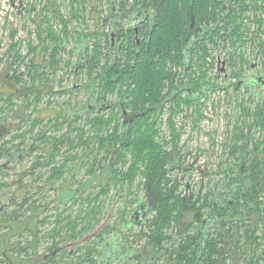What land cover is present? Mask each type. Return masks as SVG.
I'll return each instance as SVG.
<instances>
[{
    "label": "trees",
    "instance_id": "16d2710c",
    "mask_svg": "<svg viewBox=\"0 0 264 264\" xmlns=\"http://www.w3.org/2000/svg\"><path fill=\"white\" fill-rule=\"evenodd\" d=\"M76 1L79 4L82 3L80 0ZM217 1L219 0H137L136 4L142 6L141 8L153 5L157 9L156 25L152 30L149 45L140 52L129 46L128 49H116L115 53L104 55V48L99 44L97 33H75L79 40L81 36H85L84 40L93 41V46H87L85 49L87 52L84 53L89 76L85 85L87 92H91L89 96L97 95L96 98L101 101L104 97L107 100L109 95H115L117 99L113 101L118 100L119 103L111 102L113 104H109L110 108L102 113L92 112L86 118L82 114L86 110L84 107L86 104L74 110V118L70 121L67 116L56 115L57 117L50 118L47 124L55 130L65 127L66 131L63 135L50 139V131L39 130L34 138L35 141L29 148L24 147L25 132H35L36 125L38 122H43V119L37 117L32 120L27 119L30 127L25 132L16 133L12 137L18 139L15 144H12L14 147L9 146V142H4L3 147H0V160L2 157L4 160L0 163V174L3 178L6 179L7 175L14 170L13 163L15 161H24L25 158L32 156L37 151L35 161L31 162V168L20 174L37 175V178L44 179L42 185H32L33 181L29 183L18 179L17 188L22 197L21 202L16 205L18 209L4 211V219L6 218L8 223H12L13 229H17L14 220H18L20 224H28L27 218L40 217L46 208L44 203H40L39 199L34 198L36 186L40 185L41 188L46 189V192L52 189L58 190L54 185L55 181L63 177L68 162L79 158L91 178L101 179V174L109 172V178L100 185L97 191L93 190L81 199V202L88 203V206L92 203L104 202L102 197L105 199L107 189L113 185L116 186L126 181L134 183L137 177L144 179V190L141 197L133 202L139 203L143 193L145 196L148 193L151 194L154 210L148 215L155 212L157 216L148 225L149 231L144 229L143 232L153 243L152 248L155 254H158L159 257L161 256L159 251L166 254L167 264H228V259L230 258L232 261L234 258L232 255H226L225 246L220 243L225 242L224 235L229 233L230 224H232L231 231L240 236L238 247L242 246L239 248L240 253L237 255V259L235 258L234 264H243L245 255L251 259L257 257L259 262L262 261L261 255L258 254L260 242H258L257 222L251 223V219L264 217V155L260 156L261 150L257 149L262 143L259 142L252 152L254 154L252 161L244 163L240 175L239 171L238 174H236V170L230 171L232 162L225 163L224 176L219 180L216 190L212 188L203 194L187 192L185 191L186 187L182 188L183 183L171 176L174 167L177 166V163L179 164L176 148L179 146L181 134L178 133L174 124H171L174 136L171 138L173 148L170 149L169 139L166 137L167 134H164L160 123L161 116L159 115L164 111L169 101L172 102L173 99H176L179 108L183 103L188 107L195 105L192 97L183 95L187 87L204 94L203 87H207L209 83H206L207 73H205L204 64L201 61L205 62L209 57L216 58L215 52L222 50L228 53L230 51L232 75L237 78L239 76L235 70L238 68V63H241L242 66L245 63L247 51L245 45L253 40L250 28L244 31L241 26H238L229 31L226 27L227 30L224 33H221V29L210 30L202 34L198 41L197 39L192 40L194 32L190 25L193 16V20L197 23H201L205 19L206 21L216 19L219 14L213 13L208 6L203 9L202 5L216 4ZM253 1L258 5V0ZM72 4L74 6V1ZM73 10L76 11L74 18L79 20L80 15L76 6ZM32 20L35 22V19ZM14 32H12L13 39L15 38ZM46 32L41 49H44L43 46H45L44 50L50 49L48 39L56 43L50 53L53 59L49 63L54 66L57 64L55 63L57 60L59 65L61 60L58 59L60 58L58 56L61 51L62 38L60 33L57 35L50 29H47ZM69 34L67 31L63 33L66 36ZM71 34L74 36V33ZM262 34H264V30L257 36L262 38ZM43 35L40 33V36L43 37ZM224 42H227L230 47L227 49L220 47ZM19 44L17 40L10 46L12 64L18 61L26 62L25 57L19 51ZM29 46L32 51L37 50L35 43L31 41ZM262 50L264 53V46H262ZM72 52H75V48L72 49ZM195 56L201 62L200 80L192 76V72L183 77L180 69L177 71L174 69L186 67L189 62L191 63V60L194 61ZM103 60L106 62L102 66L103 71L94 76L93 73L95 74L99 70ZM35 62V59H31L28 63V75L32 76L33 82L17 87L16 92L13 93L27 100L26 106L39 102L43 95L52 92L48 89V85L51 84L50 73L43 72V65L41 63L36 65ZM208 67L209 65H207V70H209ZM214 67L216 68V65ZM7 76L16 79L19 83L24 81V72L19 69H14L13 75L10 76L8 73ZM182 80L187 83L185 84L187 87H183ZM66 90L68 89L56 92L62 94ZM0 98L10 102L12 95L4 97L0 93ZM0 110L4 109L0 107ZM170 111L173 114L176 112L174 105L172 108L170 107ZM247 114H254L253 123L248 126L249 128H264V106L259 105L253 111L249 107ZM21 115L25 116L24 110ZM8 116L9 113L0 117V125L6 123ZM131 118H133L132 122ZM79 120H83V124H77ZM66 125L68 126L66 127ZM21 127H18L17 130ZM8 131L4 134H1L0 131V136H8L11 132L10 126ZM242 135L239 137H244V134ZM235 144H233L231 154H234ZM80 149L83 151L81 154L78 152ZM58 155H63L60 164L56 163ZM241 165L240 162L237 166L238 170H241ZM49 167L51 168L49 169ZM232 168L235 169L234 166ZM31 179L33 180L35 177ZM16 181L14 180V182ZM7 184L5 181L4 186ZM29 186L30 188L26 189ZM78 188L80 191L85 190L84 186L77 187L73 195L74 201L78 198L76 192L81 193ZM123 190L120 192L121 196ZM42 192L44 193L40 197L48 194L45 191ZM59 196L62 197L61 194ZM69 200L73 201L71 197ZM15 203L16 200L13 199L9 204ZM128 210V207L120 209V216H124ZM35 212H37L36 215ZM87 212L89 216L92 212L93 216L97 215L95 209L89 208ZM191 213L193 217L188 221V216ZM48 217L51 215L44 216V218ZM213 219H219L220 223L222 220L220 225L222 230L218 232V236H210L207 225H204L205 221L211 222L210 220ZM229 220H235V222L230 223ZM171 221L174 223L172 235L167 233L166 228ZM178 223H182V225L177 226ZM250 224L254 225V229H250ZM2 226L4 224L0 225V227ZM25 232L27 233V227ZM244 243L247 247L244 246ZM3 246L6 245L3 244ZM149 251L151 252V249ZM158 255L154 256V262Z\"/></svg>",
    "mask_w": 264,
    "mask_h": 264
},
{
    "label": "flooded vegetation",
    "instance_id": "af4514ba",
    "mask_svg": "<svg viewBox=\"0 0 264 264\" xmlns=\"http://www.w3.org/2000/svg\"><path fill=\"white\" fill-rule=\"evenodd\" d=\"M36 1L38 2L39 0ZM73 1L80 15L79 20L74 18V12L76 11L73 10ZM80 1L82 2L81 4L76 0H45V4L38 6V8L35 3L21 1L19 8L21 7V10L25 8L26 12L30 14V20L35 19V28L33 31L36 33L35 37L37 39V43H35V47L37 48L35 52L36 57L38 55L40 56L39 50H41L42 47V45L40 46L41 40H45V37L40 36V33L46 34L47 29L57 33V35L60 33L58 31L63 33L67 31L70 33V38H72L71 33L76 32H80L81 34L90 32L97 33L99 44L104 48V55L108 53L113 54L116 52V49H128L129 46L140 52L144 47L149 45L152 30L156 25L157 19V9H155L153 5L141 8L142 6L136 4L137 0ZM202 6L203 9L208 6L213 13H218L219 15L216 16V19H210L209 21L205 19L201 21V23H197L193 20V16L190 25L194 32L192 40L197 39L198 41L202 34L210 30L216 31L221 29V33H224L227 29L231 31L238 26H241L244 31L250 28L253 33V40L247 42L245 45L246 49L250 50L249 54L248 51H246L245 63H243V66L241 63H238V68L235 70L239 73L238 78L232 75L233 68L230 51L227 53L226 51L220 50L219 52H215L214 55H216V58L209 57L205 62L201 61L204 64L205 73H207L205 79L214 82L219 77L222 78L225 83L222 92L223 94L226 93L225 97L228 98L229 114L232 116L229 122H234L235 114H237L235 111L236 108L244 109L240 121L241 119L244 120V115H247L248 112L249 103H252L254 98H257L255 110L259 105L264 106V53L262 50V46H264V34H262V38L257 36L258 33L264 30V0H258V5L255 4L253 0H219L216 4L208 3ZM57 24H59L60 29L56 27ZM220 47L227 49L230 45L224 42ZM43 48L45 49V46H43ZM85 49L84 51H80L77 47L75 48V52L77 53V60L75 62H63L61 58L58 59L61 60L59 61L60 65H74V68H70V72H73L76 79L80 77L82 80L85 79L86 81V77L88 79L89 76L87 73H83V71H87V59L84 55L87 51H85ZM71 50L72 49H69V51ZM250 53L253 55L250 56ZM23 56L25 57V55ZM249 56L251 59L250 64L247 62ZM201 62L198 61V57L195 56L194 61L191 60V63L189 62L186 67H180L182 76L192 72V76L200 80ZM105 63L106 62L103 60L98 73L103 71L102 66L105 65ZM35 64L38 65L39 63L36 61ZM207 65H209V70H207ZM214 65H216V68ZM192 68L194 69L193 71ZM248 68L249 73H247ZM57 70V66L54 65L52 73H50V80ZM202 81L204 80L202 79ZM182 82L183 87H187L184 80H182ZM81 85L83 87L86 86L83 84ZM217 88H220V86ZM70 90H77V87H72ZM202 94L201 92H194L190 87H187L183 95L192 97L195 101V105L188 107L183 103L184 110L188 111L189 108L191 110H193V108L196 109L198 103H203L201 101ZM246 95H249L247 98L249 99L248 102L243 101ZM91 99L92 97L89 96V99H87L85 103L86 105L84 107L86 110L82 113L84 118L89 117L92 112L102 113L104 110L110 108L108 106L111 104L119 103L118 100L107 101L105 97L101 101H99V98H96L94 103L90 101ZM1 100L4 101L3 98ZM188 113L185 114L190 117ZM126 116L128 117L129 115ZM132 119L133 118H131V122L133 121ZM238 122L239 121L236 120L235 123ZM8 128L9 125L7 121L1 124V133H8ZM254 130L262 131L261 141L251 139L252 135H254ZM245 133L244 137H242L243 139H240L242 143L236 142L234 154H231L232 148L229 154L231 158L230 161L232 162L230 166L231 172L235 171V169L232 168L233 166L236 168L240 162L242 164L241 170H238V168L236 169V174H238L239 171V175L241 171H243L244 163L252 161L254 156L252 152L256 146L259 145V142L262 144H260L257 149L260 148L261 150L260 156L263 157L264 155V128H248ZM250 146H252L251 149ZM180 165L182 164L179 160V164L177 163L175 167H180ZM50 166L52 167L53 164ZM51 167H49V169ZM183 169L185 176L189 178L187 183L190 182L191 186L192 182L190 181V176L192 170H196V167L194 164L190 163L184 165ZM224 171L225 169L223 172ZM187 183L183 184V188L185 189L186 187V189L190 190L187 191L185 189V191L195 192L193 189L194 185L192 184L191 188H188ZM39 186L37 185L35 190ZM29 188L30 186L26 189ZM39 189L42 188L40 187ZM78 191H80L79 188ZM49 192H55V190L52 189ZM80 192L82 193L83 191L81 190ZM42 193L44 192H41L36 198L40 197ZM196 193H200V191H196ZM21 198V194L13 195L10 197L9 203L15 199L16 203L13 205L16 206L21 202ZM151 200L152 196L150 193H148L147 196L143 193V198L139 203H136L135 209H133L134 218H130L126 221L119 216L117 217H119L120 220L113 218L115 214L114 210L116 211L114 205L111 207V210H113L111 212V218H104V202H97L96 209L93 207L94 204H92V210L95 209L97 212V217H94L93 212L90 216L87 212L88 203H83L81 201L77 203L74 201H66L59 202L50 211H48V207L45 208L42 215L38 218H27L28 224H19L17 229H12L13 226L10 227V223L4 225L0 227V229L8 228L2 232L4 239L0 241L1 264H135L137 263L138 256H140L135 250L137 221H144L145 217H143V214L148 210H151V212L154 210V204ZM232 203L231 201V204ZM36 213L37 212L34 214L36 215ZM45 215H51V217L44 218ZM87 216L88 218H86ZM222 220L221 223L219 219L210 220L211 222L205 221L204 225H207L210 236L219 235L218 232L222 230L220 229ZM229 222L234 223L235 220H229ZM255 222H257L258 242H260L258 254L261 255L260 258L262 261L259 262L257 257L251 259V257L245 255L242 261L243 264H264V217L251 219L252 224H255ZM144 223L145 225H150L151 219L149 218L148 221ZM47 225L49 228L43 230L42 227ZM231 226L232 224L229 226V233L224 235L225 242L220 243L225 246L224 250L226 251V255H232L234 258L232 261L229 258V262L227 260L228 264H234L236 262L235 258L240 253L239 248L242 247H238L240 236L231 231ZM26 227L27 233L25 232ZM93 228H95V230L92 233H87ZM10 229L12 230L9 231ZM250 229H254V225L252 226L250 224ZM16 234L19 240H17L14 245L13 242H10L9 237ZM3 244L6 246H4V249H1ZM42 247H45V249ZM245 247H247V245ZM141 256H143L145 260L144 264L158 263L157 261L154 262V256H152L148 250L143 251ZM155 258L161 259L162 256H157Z\"/></svg>",
    "mask_w": 264,
    "mask_h": 264
},
{
    "label": "rangeland",
    "instance_id": "374dc122",
    "mask_svg": "<svg viewBox=\"0 0 264 264\" xmlns=\"http://www.w3.org/2000/svg\"><path fill=\"white\" fill-rule=\"evenodd\" d=\"M21 1L22 0H0V93H2L4 97H6V95H12V99L10 101L11 104L6 100L2 101L0 99V107L4 109L0 110V117H3V115L9 113L6 121L7 124H9L11 130L8 136H0V147H3L4 142H9V146L14 147L12 144H15L18 139L17 137H12L16 133L25 132V130L30 127V124L27 123V121L29 119L32 120L35 117L43 119V122H38L35 132H25L24 137L26 139V143L24 144V147H30V145L35 141L34 138L39 130L50 131V139L51 137L55 136L61 137L66 131L65 127H61L55 130L54 128L50 127L49 124H47L50 121L49 119H55L56 115H63L67 116V119L70 121L74 118V110L81 108L86 103L87 99H89V95L91 94V92H87L86 86L83 87L81 85H85L88 82L87 77L86 81L85 79L82 80L80 77L76 79V76L73 75V72H70V68H74V65H58L57 60L55 61V63H57L55 65L59 68L57 72L54 73V76L51 79V84L48 85V89L52 90L50 94L43 95L42 99L39 102L31 103L29 106H26L27 100L13 94L16 92L17 87H21L22 85L33 82L32 76L28 75V63L31 61V59H35V61L43 65L45 69H43V72L52 73L53 66L51 65V63H49V61L53 59V56L50 53L52 52V49L56 44L48 39L50 49L39 50L40 56L38 55L36 57L35 52L37 50L32 51L29 46L30 41L32 43H37V39L35 37L36 33L33 31L35 25L34 22L30 20V14L26 12L25 8H22V10L19 8ZM23 1L35 3L37 8L38 6H42L43 4H45V0H39L38 2L36 0ZM56 27L60 29L59 24H57ZM12 32L15 33L14 39L12 37ZM58 32H60V37H62L61 51L58 57H60L63 62L72 63L77 60V53H73L72 50L69 51V49L77 47L80 51H84L85 47L90 45L93 46V41H90L89 39H85V41L83 40L85 36H81L80 41L77 37V34L75 33L73 34L74 36L70 38V36H64L63 32ZM43 37H45V34L43 35ZM17 40L20 43L19 51L22 53V55H25L26 62L23 63L18 61L12 64V53L10 46ZM43 43L44 42L41 40L40 46ZM247 51L249 54L250 50L248 49ZM251 55L253 54L250 53V56ZM51 56L52 58H50ZM250 56L248 59V64H250L251 62ZM14 69H19L20 71L24 72V81L22 83H19L16 79H11L9 76H7L8 73L10 74V76H12L14 73ZM174 69L177 71L180 68L176 67ZM98 72L99 70L96 71L95 74L93 73V75L95 76ZM83 73L88 72L83 71ZM247 73H249V68L247 70ZM206 83L209 84L207 85V87H203L204 94H202L203 96L201 99L203 103H198L197 109L193 108V110L196 111H193L190 108L188 111L182 110L184 109V106L182 105V107L179 108L176 99H173L172 102H168V105L164 108V111L159 115L161 116V127L164 131V134H167L166 137L169 139L170 149L173 148V142L171 138L174 136V134H172L171 124H174L178 133L181 134L179 138V146L178 148H176V151L182 165H180V167H174V171L171 173V176L173 177V179L180 180V182L183 184L187 183L189 178L185 176V173L183 171L184 165L190 163L194 164L196 170H192L190 181L194 185L193 189L195 190V192L200 191L201 194L207 192L212 188L213 190H216L219 180H221L224 176L223 170L225 169V163L230 164L231 162V158L229 156L230 149L236 142H239L240 144L242 143L240 139L243 138L239 136H241L242 134H246L245 132L249 128L248 126H250V124H252L254 120V114H247L244 115V120L241 119L240 121L241 115L244 113V109L236 108L235 111L237 112V114H235V120L233 123L229 122L232 116H230L229 114L228 98L225 97L226 93L223 94L222 92L223 86L225 85L223 79L218 77L214 82H212V80L209 81L206 79ZM219 86L221 89L217 88ZM72 87H77V90H70V88ZM67 88L68 90H66V92L62 94L56 92L65 91V89ZM96 96L92 97L90 101L94 103L96 100ZM248 96L249 95H246L245 98H243V101L248 102ZM115 99H117L115 95H109L107 101H113ZM256 100L257 98H254L252 103H249V107L252 109V111L255 109V106L257 104ZM173 105L176 110L174 114L170 111V107L172 108ZM23 110L25 111V116L21 115ZM185 113H188L190 117H188ZM236 120L239 121V124L235 123ZM77 124H83V120H79ZM20 126L22 127L17 130V128ZM67 126L68 125H66V127ZM261 134L262 131L254 130V135H252L251 139L261 141ZM251 148L252 146H250V149ZM78 152L81 154L83 151L80 149ZM37 154L38 152L36 151L32 154V156L25 158L24 161H15L13 163L14 170L7 175L6 179L3 178L2 174H0V225L9 224L6 218L4 219V210L18 209L17 206L9 204V200L11 196L20 194V192L18 191L19 189L17 188L19 184V178L23 180V182L31 183L33 181L31 183L32 185L44 184V179L37 178V175L28 176V174H20L22 171H26L31 168V162L35 161ZM62 160L63 155H58L56 163L58 164ZM2 162H4L3 157L2 160H0V163ZM66 166L67 167L65 169L63 177L59 180H56L54 183L58 190H56L55 192L47 191L46 193L48 194H46V196L43 195L42 197L36 198V196H38L42 191H46L45 188L39 189L41 187L39 186L36 190V193L34 194V198L39 199L40 203H44L45 207L49 208L48 211L52 210L53 207L59 202L70 201V197L74 201L73 195L77 187L84 186L85 190L82 193L76 192L78 198L76 201H74L75 203L80 202L81 199L86 195H89L91 191H97L100 188V185L105 183V181H107V179L109 178V172L101 174V179L97 177L91 178L85 171V167L84 165H82L79 158L71 160L67 163ZM32 177H35V179L32 180ZM14 180L17 181L14 182ZM5 181H7L8 183L6 186H4ZM143 184L144 179L137 177L134 183H130L128 181L123 183L121 182L119 185H113L112 187L107 189L105 199L104 197H102L104 201V218H111V207L113 205L116 208V211L114 210L115 214L113 218L119 219V217H121L120 209L125 207H128L129 210L124 216L121 217V219H124V221H126L130 218H134L133 209H135L137 202L134 203L133 200L137 201L136 199L141 197V193L144 190ZM191 186L188 188H191ZM122 189L124 190L123 195L121 196L120 192ZM186 190L189 191L190 189ZM59 194H61L62 197L59 196ZM92 204H94L93 207H95L96 209L97 203ZM92 204H90V206H87V209H92ZM156 216L157 213L154 212L153 214L151 213V215H148L147 218L144 219V221H137L138 226L136 232L135 250L137 254H140V256H138L137 263L135 264H144L145 260L143 259V256H141V254H143V251H149V249H151V252H149L150 254H152V256L158 255L155 254V251L152 248L153 243L150 242L148 235L143 232L144 229L149 231L147 229L149 224L145 225L144 222L148 221L149 218L152 222L154 221ZM188 217L189 221L193 217L192 213ZM14 224L16 227H19L20 223L18 220H14ZM9 225L11 227L12 223ZM179 225H182V223H178L177 226ZM6 228L0 229V241L4 239L2 236V232L6 230ZM48 228V225L42 227L43 230H47ZM166 228L167 233L171 234L174 229V223L171 221V223H169ZM12 229H10L9 231H11ZM94 230L95 228L90 229L87 233H92ZM192 231L194 232L195 230L193 229ZM9 240L15 245L16 241L19 240V237L16 234L9 237ZM1 249H4V246H2ZM9 249L11 250L10 246ZM43 249H45V247ZM159 254L162 256V258H156L155 261L158 262L156 264H167L168 261L165 258L166 254H164L162 251H159Z\"/></svg>",
    "mask_w": 264,
    "mask_h": 264
},
{
    "label": "water",
    "instance_id": "95a60500",
    "mask_svg": "<svg viewBox=\"0 0 264 264\" xmlns=\"http://www.w3.org/2000/svg\"><path fill=\"white\" fill-rule=\"evenodd\" d=\"M20 9H21V7H20ZM108 107H110V106H108ZM125 113H126V112H125ZM187 187H190V182L187 183ZM150 212H151V210H148L146 213L143 214V217L146 218ZM145 218H144V219H145Z\"/></svg>",
    "mask_w": 264,
    "mask_h": 264
}]
</instances>
